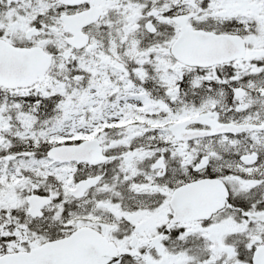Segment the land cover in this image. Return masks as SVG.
<instances>
[{
	"label": "snow or ice",
	"instance_id": "6c2138e0",
	"mask_svg": "<svg viewBox=\"0 0 264 264\" xmlns=\"http://www.w3.org/2000/svg\"><path fill=\"white\" fill-rule=\"evenodd\" d=\"M0 264H264V0H0Z\"/></svg>",
	"mask_w": 264,
	"mask_h": 264
}]
</instances>
